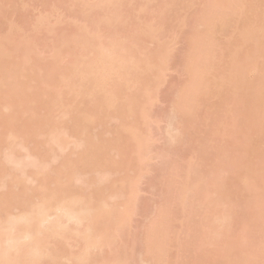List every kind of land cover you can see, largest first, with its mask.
Masks as SVG:
<instances>
[{
    "label": "rangeland",
    "instance_id": "obj_1",
    "mask_svg": "<svg viewBox=\"0 0 264 264\" xmlns=\"http://www.w3.org/2000/svg\"><path fill=\"white\" fill-rule=\"evenodd\" d=\"M121 1L128 4L116 12L117 30L104 18L108 5L94 8V0H0L1 233L58 189L61 199L108 205L98 226L109 235L79 264H264V103L262 112L245 107L213 76L215 70L225 76L230 58L245 50L241 7L264 9V0ZM218 3L228 7L222 21L231 18L233 26L218 33L209 26L211 42L200 44ZM96 36L109 47L125 37L128 50L119 58L135 56L132 88L121 89L117 73L106 78L117 106L105 107L93 78L67 80ZM207 55L213 68L201 79L195 65ZM263 63L264 54L245 60L239 83L246 85ZM132 104L134 114L125 110ZM52 128L64 138L62 150L49 148ZM85 135L93 137L91 147L81 146ZM13 141L16 154L9 155ZM194 182L198 189L189 190ZM70 232L47 241L61 253L58 264L83 253L82 239Z\"/></svg>",
    "mask_w": 264,
    "mask_h": 264
},
{
    "label": "bare ground",
    "instance_id": "obj_2",
    "mask_svg": "<svg viewBox=\"0 0 264 264\" xmlns=\"http://www.w3.org/2000/svg\"><path fill=\"white\" fill-rule=\"evenodd\" d=\"M95 1H96L95 5L92 6L94 8H95V6L98 9L103 7V10H104L105 8L109 7V15L104 16V18L107 17V20L112 21L110 24V28L114 27L115 29H117L118 27H115V26H117V24H115V22L118 21L119 15H116V12L119 11L121 8H123L124 5L128 4V2L127 1L122 2L121 0H94V2ZM244 1L246 3H250L252 0H244ZM232 2H233V0H232ZM130 4H131V2H130ZM202 4L204 7L205 4L204 3H202ZM215 4L216 3L214 2L213 6ZM218 4H219V7L222 6V4H220V3H218ZM218 4H217V6H218ZM106 5H108V6H106ZM226 8H228V7L222 6L220 8L221 10L219 9L220 12L216 11V13L218 15L216 13H214L213 19L210 16H209V18H206L208 20L206 21V23L204 25H202L204 27L203 35L205 37L203 38V36L201 35L202 39L200 37L197 38V42H198V39L200 41L198 43L203 44L204 42H207V43L211 42L210 39H208V37H207V34H208L207 29L209 26L213 27L212 28L213 33H218V32L224 31L223 30L224 28L222 29L221 25L223 27L225 26V31L227 30V27L233 26L232 21H234V20H231V18H230V20L222 21V19L224 18V15L227 14L225 12V11H227V10H225ZM201 9H202V11L204 10L203 8H201ZM200 13H202V15H203V12H200ZM215 14H216V17H215ZM240 15L243 17V26H242L241 30H239V33H240V36L242 37L241 45L245 48V50L242 52L241 55H236V56H233L230 58L231 60L228 61V71H227V74L225 76L221 75L218 72V70L214 71L213 76L216 75V80H217L216 85L221 87L222 90H224L223 89V86H224L223 82L227 83V85L230 87L229 92L234 95L235 101H239L243 105H245V107L253 108L257 112H262L260 109V106L262 103H264V63L259 68V72H257L256 76L252 80L247 82L246 85L242 86L239 83V78L244 75L242 72V69L244 68L243 62L245 60H248L250 58L256 59L257 57H262L264 54V9H260L258 7L248 6V5L245 6V4H244L240 9ZM209 19H210V21H209ZM41 20L43 22L44 17ZM234 25H236V24H234ZM220 27H221V29H220ZM218 28H219V30H218ZM117 30H119V29H117ZM151 30L152 29H150L149 31H151ZM118 32H120V31H118ZM152 33H153V30H152ZM147 34L152 35L151 32H149ZM98 37L96 36V37L92 38L91 43H90L91 50L89 51L88 56L86 57V59L82 60L80 63L74 64L72 66L71 73H70L69 77L67 78V80L70 78V76L75 77L77 79V82H80V83H83L85 80L87 81L89 79L90 80L94 79L93 80L94 84L97 86V89H96L97 94L102 95L103 103H104L105 107L117 106V103L119 105V102L115 99L114 100L111 99V97L107 93L105 86L107 85L106 82H108L109 79L106 80V78L114 77L117 73L118 75H116V76H118V77H116V76L115 77L117 79H119L120 81H122L121 89L132 88V86L135 83V78H137L136 74L131 72L137 68V64L135 62H133V61H135L134 60L135 56L134 57L131 56L133 54H131V55L126 54L128 58H125V59H123L124 58L123 56L126 57V55L121 56L122 53L125 52V50L126 51L128 50V49H126L128 47L125 44L126 43L125 37H123L125 40V43L121 44L120 47L117 44H119V42L122 43V41H119L121 39L118 40L119 42H116L117 44L113 43L117 46L112 44L109 47V45L105 44V42L101 39V37H99L101 40ZM194 37H195V35H194ZM192 39H193V37H192ZM195 39H196V37H195ZM203 39H204V42H203ZM122 45H124V47L126 45V47L124 48ZM198 46H197V48L200 47V46L199 47ZM131 47L133 50L137 49V47L135 48L133 45L130 46V49H131ZM194 48H196V46H194ZM118 49L119 50L122 49L121 50L122 52L119 51ZM130 49H129V51H132ZM13 52L14 51H11L8 53L12 54ZM208 52H210V51H208ZM118 53H121V55H120L121 58H119ZM9 54H8V56L11 57L12 55H9ZM203 54L205 55V53H203ZM190 59L194 60V57H191ZM199 59H202V61L197 65H195L194 63L191 62L190 69H195L196 66H197V68H200L201 79H203V77H208V75L212 71L213 65L211 63L207 62L208 55L204 56V57H200ZM221 59H223V58H221ZM193 64L195 65V67H193ZM142 71L145 72L144 68H142ZM113 73H115V74H113ZM104 80H106V81H104ZM201 84H203V83H201ZM218 92L219 93L215 94V96L220 97L221 91H218ZM95 93H96V91H95ZM198 94H199V91H198ZM202 95H205L204 91H203ZM125 110L128 113L132 114L134 112L133 111L134 110L133 104H132V106H127L125 108ZM31 111H32V109H31ZM7 119L10 122L14 120L13 118L9 119V117ZM8 120H7V122H8ZM93 121H94V117H90V119H83L81 121L78 119V121L76 122L78 124H76L74 122V125L78 128V125L83 123V122H89L90 123ZM76 127H73L75 131L78 130V129H76ZM35 128L37 130H39L40 127L36 126ZM29 129L30 128H28L27 130H29ZM31 129H32V127H31ZM36 129L35 130L33 129L35 133H33V134L30 133L31 135L35 134V137L37 136L36 134H38ZM53 129H54V131H53ZM50 130L53 131L52 133H51V131H49L50 134H52V138H51L50 142H51V144L53 142V144L50 146L49 145L50 143L49 144L46 143V145H49L50 146L49 148L51 150H52V148H54L52 146H55L57 149L59 148V150H62L63 148L62 149H60V148L65 145V143H64L65 141L61 135V132L56 128H52ZM55 130H57V132ZM27 132L29 133L31 131H27ZM27 132H26V135H24L25 137L28 136ZM30 134H29V136H30ZM21 138H23V137H21ZM92 138L93 137L91 135H85L83 140H80L83 142L81 144V146L84 144H89V146L91 147L90 142H91ZM23 139H21V140H23ZM17 143H19V141H17ZM11 144H9V145L11 146ZM20 144H21V141H20ZM13 145L14 146H11V147L9 146V149L12 148V151H10L9 155H11L12 152H13V154H16V151L13 150L17 147L16 143ZM15 162L16 161H14V163ZM14 163H13V165H15V166H16V164L19 165V162H17L16 164H14ZM190 166H191V164H190ZM190 166H188V168ZM5 168H6V166H5ZM35 173H36V176L39 175V172L38 173L35 172ZM17 180L18 179H16L15 181L18 182ZM191 185H193V184H191ZM194 187H195V189H198L197 188L198 183L194 182V185L191 186L189 188V190H191V188L194 190ZM104 206L105 207L98 205L96 207H91L85 203L83 197H77V196L76 197L75 196H73V197L65 196V199H64V197H63V199H61V197L59 196V190L57 189V191H55V192L53 190V192H51V194L48 195L47 199H44L39 204L37 203L34 206H31L32 208L30 207V209L26 210L25 212L23 210V213L21 212L22 214L20 213V216L11 219L9 221L10 223L7 226V230H5L6 233H5V231H3L2 233L0 231V264H41V261L43 262V260L46 258L51 260V261H54L55 264L56 263L58 264V262H57V261H59L58 258L62 257V256H60L61 253L58 254L59 256L57 255L58 249H56V247H54V249H53L54 251L57 250L56 253L54 251H52V249H51L52 246L50 245L51 247H48L47 241L49 239L53 240V238L54 239L55 238L57 239L59 237L62 238V236H64L63 234H67V232L69 233L70 230L74 234V237L77 236L76 239L78 237H80L78 239H82V241H83L82 242L83 253H80L81 255L77 254L79 257L77 256V258H76V256H75L76 260L74 257H73L74 259L73 258L71 260L68 259L72 255V253H69L70 255H68L69 256L68 258H67V255H64L63 258H65V256H66L67 260L71 261V263H69V261H68L69 264H77V263L79 264L81 262L84 263V261L86 263V261L92 255L91 249H93V248L95 249V247L98 248L97 247V246H99L98 244L104 245L102 242H104L105 238H107V236L109 235V232L107 231V229L103 230V232H102L101 230H99L101 228H99V226H98L99 219H101L104 216V214L106 215L108 213L107 211H105L108 208L107 207L108 205L107 206L104 205ZM55 212L57 214L60 212V214H61V215H59V217H61V218L60 219L57 218L56 221H54V219H53L54 215L51 216ZM56 213H55V216H57ZM55 216H54V218H55ZM62 216H63V218L64 217L65 218L63 219ZM48 219L53 220L52 221L53 223L50 220L51 223L50 222L49 223L51 226L48 225V223H47L48 227L47 226L44 227V223L48 222ZM62 219L64 221L66 220V222H64ZM62 221L65 224L62 223ZM70 225H71V227H70ZM73 225H76V226H74L72 228ZM4 229H6V228H4ZM27 243H29V246L26 248L25 246ZM102 245H100L99 247L101 248ZM63 251L64 250L61 249L62 253H63ZM57 256H58V258H57ZM92 256H94V253ZM92 256L90 257V259L92 258ZM56 259H57V261H55ZM64 260H66V259H64ZM72 260L75 262H73ZM119 261L117 260V261H113L111 263L120 264ZM100 263L103 264V261H100ZM122 264H124V263H122Z\"/></svg>",
    "mask_w": 264,
    "mask_h": 264
}]
</instances>
